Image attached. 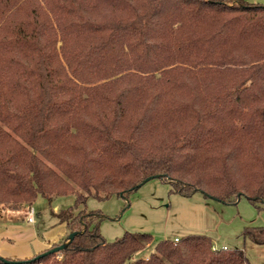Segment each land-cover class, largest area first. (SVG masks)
<instances>
[{
    "label": "trees",
    "instance_id": "1",
    "mask_svg": "<svg viewBox=\"0 0 264 264\" xmlns=\"http://www.w3.org/2000/svg\"><path fill=\"white\" fill-rule=\"evenodd\" d=\"M148 177L264 205V5L0 0V205L75 196L51 211L66 237L0 264H249L244 249L196 235L137 257L151 234L107 241L100 210L76 211ZM243 236L264 243V226Z\"/></svg>",
    "mask_w": 264,
    "mask_h": 264
},
{
    "label": "rangeland",
    "instance_id": "2",
    "mask_svg": "<svg viewBox=\"0 0 264 264\" xmlns=\"http://www.w3.org/2000/svg\"><path fill=\"white\" fill-rule=\"evenodd\" d=\"M257 1L252 3L264 5V0ZM171 190V184L154 177L126 197L114 194L99 199L88 195L86 205L76 211L100 210L103 217L99 229L107 241H114L126 232L151 234L153 241L139 251L137 257L155 252L157 243L163 239L196 235L209 238L218 248L244 249L249 264H264V243L243 236L246 227L264 226L261 202L242 197L237 203H224L201 192L184 196ZM74 202V194L56 197L51 202L39 196L33 207L38 213L40 228H57L59 220L51 211L73 206ZM2 217L0 214V222Z\"/></svg>",
    "mask_w": 264,
    "mask_h": 264
},
{
    "label": "crops",
    "instance_id": "3",
    "mask_svg": "<svg viewBox=\"0 0 264 264\" xmlns=\"http://www.w3.org/2000/svg\"><path fill=\"white\" fill-rule=\"evenodd\" d=\"M0 214L3 215L0 222V255L4 257H31L59 242L68 233L66 223L60 221L55 229L40 228L38 213L33 204L24 205L19 209L0 205ZM52 226L54 227V224Z\"/></svg>",
    "mask_w": 264,
    "mask_h": 264
},
{
    "label": "water",
    "instance_id": "4",
    "mask_svg": "<svg viewBox=\"0 0 264 264\" xmlns=\"http://www.w3.org/2000/svg\"><path fill=\"white\" fill-rule=\"evenodd\" d=\"M151 178H154V177H148V178L144 181V183L147 182L148 180H150ZM75 234H76V232H72V233H70V234H69V240H68V241H71V240L74 238ZM65 245H66V244H61V245H59V246L54 247V248L51 249L50 251H57V250H59V249L64 248Z\"/></svg>",
    "mask_w": 264,
    "mask_h": 264
},
{
    "label": "built area",
    "instance_id": "5",
    "mask_svg": "<svg viewBox=\"0 0 264 264\" xmlns=\"http://www.w3.org/2000/svg\"><path fill=\"white\" fill-rule=\"evenodd\" d=\"M213 249H218V247L216 245L213 244Z\"/></svg>",
    "mask_w": 264,
    "mask_h": 264
}]
</instances>
